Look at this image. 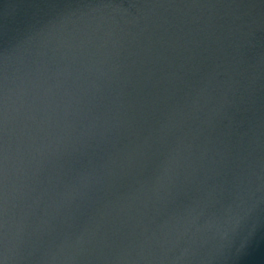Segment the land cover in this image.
Instances as JSON below:
<instances>
[{
	"label": "water",
	"instance_id": "water-1",
	"mask_svg": "<svg viewBox=\"0 0 264 264\" xmlns=\"http://www.w3.org/2000/svg\"><path fill=\"white\" fill-rule=\"evenodd\" d=\"M0 264H264V0H0Z\"/></svg>",
	"mask_w": 264,
	"mask_h": 264
}]
</instances>
